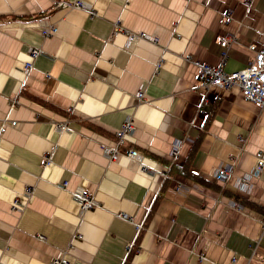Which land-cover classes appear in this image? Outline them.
<instances>
[{"label": "crops", "instance_id": "1", "mask_svg": "<svg viewBox=\"0 0 264 264\" xmlns=\"http://www.w3.org/2000/svg\"><path fill=\"white\" fill-rule=\"evenodd\" d=\"M60 1L0 0V264H264V169L238 186L264 152V107L199 77L222 63L220 38L227 71L254 59L264 0ZM80 188L98 202L83 214Z\"/></svg>", "mask_w": 264, "mask_h": 264}, {"label": "built area", "instance_id": "2", "mask_svg": "<svg viewBox=\"0 0 264 264\" xmlns=\"http://www.w3.org/2000/svg\"><path fill=\"white\" fill-rule=\"evenodd\" d=\"M79 2H68L62 0L58 3L59 7H73ZM115 29L122 31V26L120 23H116ZM57 31L56 25H51L48 28H44L43 34L49 35ZM137 36L145 37V33L134 34L129 33V41L132 42ZM220 44L224 47L222 51V63L218 66L211 64H201L199 66V77L201 79V85L204 88H209L212 85H218L223 88H232L238 87L244 98L252 103L258 104L261 107H264V46L252 42L248 45L249 50L253 52L254 59L247 64L244 68L240 70L227 71L225 68V62L229 54V39L220 38ZM42 53V50L39 48H33L30 51L31 60L28 61L25 65V68L28 69L32 66V60L36 58L39 54ZM137 96L140 100H145V92L143 89L139 90ZM11 125H16V121H11ZM63 128L65 124H58ZM135 127L132 121V117L128 116L123 122L121 127L117 130V144H123L128 140L130 135L133 133ZM6 130V126L1 127V132ZM180 147L181 141L175 142L172 150L173 159H177L180 156ZM104 152L110 160L119 159L122 154L126 157H129L133 161L137 162L141 167L146 168L147 165L144 162L143 156L135 149L128 148L125 152H120L117 147L105 146ZM50 158V157H49ZM264 169V152L258 151L256 154V163L253 169L246 173L238 182L240 189L244 191H250L253 184V179L261 176ZM232 169L226 166H220L216 170L214 177L219 180H225L230 174ZM67 182L64 183L66 186ZM77 195L81 199V214H83L87 209L95 207L98 205L96 199L89 193L86 188H80L77 191ZM33 196V192L30 188L25 190L23 196H20L15 200V204L18 206L26 205ZM233 206L240 207L238 202L232 201ZM262 235L264 236V217L262 218ZM44 239V236H40ZM50 264H70L67 256L63 253L54 257L51 260Z\"/></svg>", "mask_w": 264, "mask_h": 264}]
</instances>
